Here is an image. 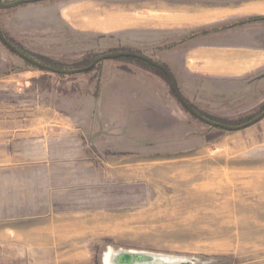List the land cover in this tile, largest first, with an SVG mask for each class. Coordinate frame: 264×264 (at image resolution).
<instances>
[{"label": "rangeland", "instance_id": "1", "mask_svg": "<svg viewBox=\"0 0 264 264\" xmlns=\"http://www.w3.org/2000/svg\"><path fill=\"white\" fill-rule=\"evenodd\" d=\"M160 1L20 4L0 10V30L16 48L60 70L119 50L159 63L152 54L166 31L158 22L101 30L87 16L100 15L103 23L116 11L124 20L129 12L159 9ZM111 77H138L151 87L145 143L136 131L111 136V95L101 100L104 114L94 102L101 79L108 87ZM180 87L201 112L229 126L264 109L260 100L199 102ZM108 247L208 264H264V118L240 130L213 128L138 61L106 59L88 72L58 74L0 41V264H102Z\"/></svg>", "mask_w": 264, "mask_h": 264}, {"label": "crops", "instance_id": "2", "mask_svg": "<svg viewBox=\"0 0 264 264\" xmlns=\"http://www.w3.org/2000/svg\"><path fill=\"white\" fill-rule=\"evenodd\" d=\"M159 5V9L145 8L143 16L129 12L124 20L120 13L109 11L103 23L99 22L102 16L87 14L88 25L114 30L154 20L166 33L152 57L168 67L179 87L181 83L191 89L193 99L205 102L206 98L208 104L232 99L264 101V0H162ZM80 11L87 10L80 7ZM111 80L104 87L101 79L94 98L102 114L107 102V123L114 129L111 136L130 137L136 131L138 140L146 142L151 111L145 106L151 103V87L138 77ZM136 91L140 97H131L129 92Z\"/></svg>", "mask_w": 264, "mask_h": 264}, {"label": "water", "instance_id": "3", "mask_svg": "<svg viewBox=\"0 0 264 264\" xmlns=\"http://www.w3.org/2000/svg\"><path fill=\"white\" fill-rule=\"evenodd\" d=\"M38 1H44V0H13L8 2H2L0 1V10L3 9H10L13 7H16L20 4H28V3H34ZM0 41L5 45L10 51H12L15 55L26 61L32 66H35L39 69L58 73V74H65V75H71L75 73L80 72H88L90 71L94 66H96L98 63L106 60V59H119L122 57H128V58H134L138 59L140 61H143L149 65H151L154 68L159 69L162 71L170 81V84L176 94V97L178 101L182 104V106L196 119L199 121L213 127V128H221L223 130L227 131H234V130H240L243 128H246L248 126H251L257 122H259L262 118H264V111L252 119L251 121H248L242 125L238 126H229L222 123H218L215 121H212L201 114H199L190 104H188L181 96L178 87L172 78V76L169 74L168 70L161 65L160 63L151 60L150 58L134 53V52H113V53H107L102 54L95 59L92 60V62L81 69H72V70H60V69H54L51 67H48L44 64H41L37 62L36 60L26 56L21 51H19L17 48H15L3 35V33L0 30ZM102 264H208L209 261H202L200 258L195 256H189V255H178V254H171V253H162V252H155V251H149V250H139V249H127V248H118L114 249L112 247H108L106 251L103 253Z\"/></svg>", "mask_w": 264, "mask_h": 264}, {"label": "trees", "instance_id": "4", "mask_svg": "<svg viewBox=\"0 0 264 264\" xmlns=\"http://www.w3.org/2000/svg\"><path fill=\"white\" fill-rule=\"evenodd\" d=\"M9 42H11L8 38H6ZM11 44L13 45V43L11 42ZM14 46V45H13ZM15 47V46H14ZM16 48V47H15ZM18 49V48H17ZM19 51H21L23 54H25L26 56H28V57H30V58H32L31 56H29L28 54H26V52H24L23 50H20V49H18ZM32 59H34V58H32ZM119 59H130V60H134V61H138V63H140L141 65H143L144 67H146L148 70H150V71H152V72H154L156 75H158L159 77H161L162 79H164L167 83H168V85L170 86V89H171V92H172V94L176 97V94H175V92H174V90H173V88H172V86H171V84H170V81H169V78L162 72V71H160L159 69H157V68H154V67H152L151 65H149V64H147V63H145V62H143V61H140V60H138V59H134V58H128V57H122V58H119ZM34 60H36V59H34ZM38 62H40L39 60H37ZM40 63H42V64H44V65H46V66H48V67H51V68H54V69H60L59 68V65L60 64H58V63H53V61H48L47 59H45L44 60V62H40ZM161 65H163L167 70H168V72H169V74L172 76V78L174 79V81H175V83H176V85H177V87H178V90H179V92H180V89H179V86H178V83H177V80H176V78L174 77V75L170 72V70L168 69V67L166 66V65H164L163 63H161V62H159ZM181 94V93H180ZM181 96H182V98L188 103V104H190L199 114H201L202 116H204V117H206V118H208V119H210V120H212V121H215V122H218V123H222V124H225V125H229V124H227V123H225L226 121L225 120H220V119H216V118H212V117H209V116H207L205 113H203V112H201L195 105H193L191 102H189L188 101V99H186L182 94H181ZM176 99H177V97H176ZM178 100V99H177ZM181 104V103H180ZM182 105V104H181ZM184 108V107H183ZM185 109V108H184ZM186 110V109H185ZM187 111V110H186ZM264 111V109L263 110H261L259 113H257L256 115H251V117H249L248 119H247V117H244V119L245 120H243V119H238V120H236V121H234V123H237V124H244V123H246V122H248V121H251L252 119H254L255 117H257L258 115H260L262 112ZM188 112V111H187ZM189 113V112H188ZM190 114V113H189ZM191 115V114H190ZM192 116V115H191ZM193 118H195L194 116H192ZM196 119V118H195ZM198 120V119H197ZM240 124V125H241ZM231 125V124H230Z\"/></svg>", "mask_w": 264, "mask_h": 264}, {"label": "flooded vegetation", "instance_id": "5", "mask_svg": "<svg viewBox=\"0 0 264 264\" xmlns=\"http://www.w3.org/2000/svg\"><path fill=\"white\" fill-rule=\"evenodd\" d=\"M121 51H124V52H131V51H125V50H119V51H115V52H121ZM108 53H113V52H108ZM135 53V52H134ZM103 54H107V53H103ZM102 55V54H101Z\"/></svg>", "mask_w": 264, "mask_h": 264}]
</instances>
